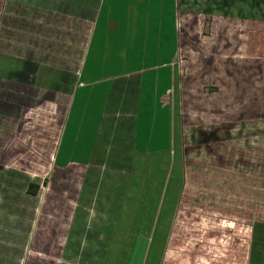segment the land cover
<instances>
[{
  "label": "crops",
  "instance_id": "1",
  "mask_svg": "<svg viewBox=\"0 0 264 264\" xmlns=\"http://www.w3.org/2000/svg\"><path fill=\"white\" fill-rule=\"evenodd\" d=\"M261 2L0 0V264H264Z\"/></svg>",
  "mask_w": 264,
  "mask_h": 264
},
{
  "label": "trees",
  "instance_id": "2",
  "mask_svg": "<svg viewBox=\"0 0 264 264\" xmlns=\"http://www.w3.org/2000/svg\"><path fill=\"white\" fill-rule=\"evenodd\" d=\"M38 190H39V186H37L35 184H31L30 189H29L30 193L36 194L38 192Z\"/></svg>",
  "mask_w": 264,
  "mask_h": 264
},
{
  "label": "rangeland",
  "instance_id": "3",
  "mask_svg": "<svg viewBox=\"0 0 264 264\" xmlns=\"http://www.w3.org/2000/svg\"><path fill=\"white\" fill-rule=\"evenodd\" d=\"M261 3H264V2H261ZM261 3H260V4H261ZM262 6H264V4H262Z\"/></svg>",
  "mask_w": 264,
  "mask_h": 264
}]
</instances>
